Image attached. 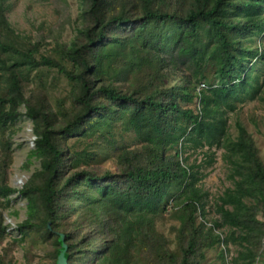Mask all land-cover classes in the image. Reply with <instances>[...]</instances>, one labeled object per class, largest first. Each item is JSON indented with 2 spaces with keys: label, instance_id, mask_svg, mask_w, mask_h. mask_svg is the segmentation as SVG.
<instances>
[{
  "label": "trees",
  "instance_id": "trees-1",
  "mask_svg": "<svg viewBox=\"0 0 264 264\" xmlns=\"http://www.w3.org/2000/svg\"><path fill=\"white\" fill-rule=\"evenodd\" d=\"M76 4L72 36L44 46L0 0V243L10 197L28 207L0 264H15L5 256L26 236L48 247L46 264L63 243L69 264H211V249L225 264H264V161L230 124L264 104V0ZM24 116L40 167L15 188ZM219 152L230 186L211 200L203 181ZM165 216L174 240L158 228Z\"/></svg>",
  "mask_w": 264,
  "mask_h": 264
},
{
  "label": "rangeland",
  "instance_id": "rangeland-1",
  "mask_svg": "<svg viewBox=\"0 0 264 264\" xmlns=\"http://www.w3.org/2000/svg\"><path fill=\"white\" fill-rule=\"evenodd\" d=\"M12 2L8 18L18 32L32 36L35 41L44 40V46H53L56 39L68 40L72 36V26L79 16L76 0H12ZM237 120L246 126L255 139L264 161V104L259 101L251 102L241 107L236 114H232L230 124L234 135L237 134L235 128ZM17 127L9 183L15 188H22L32 173L40 167V161L32 155L37 137L33 133L31 120L24 116L17 122ZM227 173L228 165L219 152L217 163L203 181L204 190L209 192L211 200L230 186ZM10 198V208L2 209L5 223L11 225L9 237L0 243V254L2 255L14 238H21L17 226L28 215L25 198L19 194H14ZM207 208L210 209L208 205ZM164 218L158 221V228L170 240H174L175 234L172 227L177 224V221L169 217ZM11 248L12 251L5 256L6 262L9 259L15 264H46L48 262L45 255L48 247L43 248L42 245L33 247V239L29 236ZM233 254L235 253L232 252ZM217 255L218 249L207 251V261L211 264H225L222 259H218Z\"/></svg>",
  "mask_w": 264,
  "mask_h": 264
},
{
  "label": "water",
  "instance_id": "water-1",
  "mask_svg": "<svg viewBox=\"0 0 264 264\" xmlns=\"http://www.w3.org/2000/svg\"><path fill=\"white\" fill-rule=\"evenodd\" d=\"M67 250H68L67 244L63 243L62 244V250H61V252L58 256V259H57V264H69L68 258L66 256Z\"/></svg>",
  "mask_w": 264,
  "mask_h": 264
}]
</instances>
